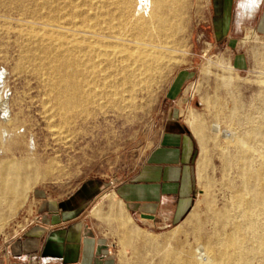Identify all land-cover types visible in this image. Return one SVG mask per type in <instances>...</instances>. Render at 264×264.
Instances as JSON below:
<instances>
[{"label":"rangeland","instance_id":"obj_1","mask_svg":"<svg viewBox=\"0 0 264 264\" xmlns=\"http://www.w3.org/2000/svg\"><path fill=\"white\" fill-rule=\"evenodd\" d=\"M22 3L26 14L11 1L0 0V111L9 113V123L0 116V163H30L32 172L22 195L17 194V204L0 196V240L49 214L52 205L66 204L86 183L129 179L154 146L172 109L188 124L198 147L194 204L177 225L138 230L133 247L121 245L124 262L166 264L169 257H164L173 254L192 262L197 245L205 247L209 239L226 237L237 221L229 203L242 183L238 160L242 149L237 141L250 147L252 171L262 165L258 155L264 156V0L256 17L239 26L234 8L225 35L211 31L209 0H179L176 19L170 12L165 16L178 31L169 30L160 40L151 32L154 53H164V60L152 64L149 74L138 76L133 92L124 85L120 96L112 95L110 70L102 59L83 64L88 73L95 65L99 76L82 78L91 97L65 122L52 108L47 64L39 62L38 44L27 35L38 33L36 25H28L32 3ZM120 81L117 77L114 83ZM175 85L172 99L168 96ZM252 130L258 135L250 140ZM247 241L256 246L252 238ZM250 264H264V255L257 254Z\"/></svg>","mask_w":264,"mask_h":264},{"label":"bare ground","instance_id":"obj_2","mask_svg":"<svg viewBox=\"0 0 264 264\" xmlns=\"http://www.w3.org/2000/svg\"><path fill=\"white\" fill-rule=\"evenodd\" d=\"M8 1H11L21 14H26L22 2L32 3L33 8L28 9L32 22L28 25H36L38 33L31 31L27 35L38 44V57L41 58L39 62L47 64L48 76L52 78L51 84H47L50 86L52 108L64 122L68 120L67 115L82 110V106L88 104L91 97L84 91L82 78L88 74L99 76L93 63L89 73L82 69L83 64L92 62L94 58L102 59L110 70L107 79L112 80L109 85L115 90L112 95L120 96L126 84H129L130 93L138 76L149 74L152 64L161 62L166 57L164 53H154L151 32L160 40L167 36L169 30L172 33L178 31V26L173 28L165 16L170 12L174 20L176 19L179 0H84L81 3L76 0ZM259 5L260 0H241L238 5L239 19L251 16ZM146 17L152 23L151 29L147 25ZM28 25L27 27H30ZM163 45L164 43H161L160 48L164 51ZM117 77H121L120 83H114ZM104 87L106 89L107 85ZM101 94L111 96L104 91ZM8 115V111H0L5 123H9ZM210 129L216 131L213 126ZM231 133L227 134L230 136L228 138L232 137ZM257 135V132L252 130L248 138L252 140ZM237 145L242 149L238 160L243 166V174L241 189L234 195L232 204L229 203L237 220L234 221L233 228H230L231 232L224 238L216 236L209 239L205 247L195 246L196 255L192 262H187L185 256L183 257L186 260L182 261L172 253L173 256L164 257H169L167 262L164 261L166 264H250L257 254L264 255V156L258 155L262 165L259 170L252 171L250 147L241 140L237 141ZM5 164L0 163V196L4 200L9 198L13 204L17 201V194L22 195L28 184L27 178L32 172L31 165L25 162ZM2 201L1 205L4 206L5 202L2 204ZM221 218L227 219L224 216ZM248 238H252L255 247L249 245Z\"/></svg>","mask_w":264,"mask_h":264},{"label":"crops","instance_id":"obj_3","mask_svg":"<svg viewBox=\"0 0 264 264\" xmlns=\"http://www.w3.org/2000/svg\"><path fill=\"white\" fill-rule=\"evenodd\" d=\"M240 1L209 0L212 33L230 32L234 8L239 26L255 18L263 2L251 16L239 20ZM176 87L169 98H176ZM197 156L191 129L172 109L154 146L129 179L86 183L66 204L52 205L49 214L0 240V264H132L124 262L122 244L133 247L138 230L177 225L191 211Z\"/></svg>","mask_w":264,"mask_h":264}]
</instances>
